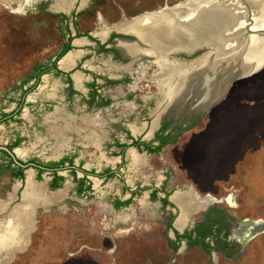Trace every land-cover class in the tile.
<instances>
[{
    "label": "flooded vegetation",
    "instance_id": "1",
    "mask_svg": "<svg viewBox=\"0 0 264 264\" xmlns=\"http://www.w3.org/2000/svg\"><path fill=\"white\" fill-rule=\"evenodd\" d=\"M58 2L60 0H34L30 5L33 13L45 12L50 16L51 26L61 42L40 62L34 58L29 69L9 80L0 94L3 99V106H0V219L21 204L22 192L28 183L47 194L62 192L60 199L41 201L32 207L27 243L20 250L33 236L41 209L50 211L51 206L61 200L79 202L80 198L84 200L91 195L97 212L108 213L112 226L123 224L130 228V224L137 222L135 217L140 211L145 218L161 221L159 232L173 252L182 245L198 247L207 255L216 252L230 256L235 250L240 252L249 240L242 222L252 219L237 217L220 204L223 199H216L208 192L200 195L198 192L203 188H194L197 183L190 176L192 166L202 159L193 156L194 148L201 149L207 127L212 125L214 117L218 118L219 106H215L223 97L202 111L191 108L192 97L176 108L169 107L170 98L161 93L163 82L159 78L158 59L141 50L148 47L133 33L115 29L121 20L103 23L98 10L91 9L93 0H71L64 7H57ZM90 12L92 19L87 23L84 15ZM79 26L87 28L82 31ZM121 42L136 45L137 53H124ZM204 50L197 49L190 54L178 52L168 59L191 65ZM68 53L73 57L62 62ZM164 75L167 78L168 74ZM174 81V77L168 81L170 86ZM46 86L48 88L43 89ZM42 90L50 102L47 103L50 112L44 120L48 129L52 126L49 120L60 112L56 115L62 116L58 123L70 120L72 126L78 127L75 131H67L63 139L68 141L71 134H78L82 140L86 134L93 135L98 140L97 148L106 150L104 163L88 168L82 160L76 161L70 151L58 158L43 160L36 146L34 150L26 146L30 135L20 129L6 134L7 124L18 123L22 118L28 120L26 116L30 115L32 106L36 108L38 93ZM177 97H181V92ZM204 114L208 116L205 127L192 129L198 126ZM83 117L91 118L90 122L83 123ZM29 121L32 124V119ZM184 132H187L186 139L181 140ZM102 152L100 150L101 157ZM131 152L140 157L135 165L131 164ZM153 159L161 164L155 166ZM127 170L131 179L128 178L131 175L125 173ZM177 171L179 174L183 171L190 183H177ZM111 178L119 182L118 186L114 184L102 190ZM170 184L173 187L168 189ZM186 190H192L203 200V206L193 212L200 214L197 221L191 220V213L185 225L178 228L175 222L179 207L171 197L176 191L186 193L182 192ZM104 193L107 199H103ZM195 194H191L192 205L196 202ZM231 197L228 195L224 199L226 204L233 206L234 197ZM133 202L141 210L132 209ZM194 209L198 208L192 206L189 211ZM119 213L127 214L128 218H113ZM202 234H205L204 241L209 249L196 241Z\"/></svg>",
    "mask_w": 264,
    "mask_h": 264
},
{
    "label": "rangeland",
    "instance_id": "2",
    "mask_svg": "<svg viewBox=\"0 0 264 264\" xmlns=\"http://www.w3.org/2000/svg\"><path fill=\"white\" fill-rule=\"evenodd\" d=\"M179 1L183 0H93L91 9L98 10L102 22L109 24ZM16 7V0H0V94L9 80L29 69L34 58L40 62L61 42L48 14L33 13L31 5ZM84 18L90 23L91 12L85 13ZM84 27L79 26V29L83 31L87 26ZM72 57L73 54L68 53L62 62L66 63ZM260 66L235 79L215 106H219L218 118L214 117L212 125L207 127L201 149L194 148L193 156L202 159L192 166L190 174L197 183L193 187L203 188L198 192L200 195L208 192L216 199H223L220 204L231 213L252 220H264V64ZM48 102L42 90L38 93L36 108L32 106L30 115L26 116L28 120L22 118L18 123L7 124L6 134L20 129L30 135L26 146L32 150L36 146L37 154L43 160L58 158L70 151L76 161L82 160L88 168L100 164L106 150L97 148L98 140L93 135L86 134L85 140L79 139L78 134H71L68 141L63 139L67 131H75L78 127L72 126L70 120L58 123L62 116L56 115L60 112L57 111L53 119L47 118L52 124L48 129L44 121L50 112ZM2 103L0 95V106ZM90 119L83 117L82 122L89 123ZM206 119L208 116L204 114L198 126L192 129L204 128ZM186 133L181 140L186 139ZM100 150L103 151L102 157ZM136 157L140 159L138 155ZM152 163L155 166L161 164L158 159H153ZM131 164L137 163L133 161ZM125 173L131 175L128 170ZM177 173V183H190L183 171L182 175ZM114 184L118 186L119 182L111 178L102 190ZM171 187V184L167 186L168 189ZM57 192L62 196L61 191ZM177 192L180 191L171 198ZM182 192L195 194L192 190ZM228 195L234 197L233 206L226 204L224 198ZM107 197L104 193L103 199ZM193 198L196 202L192 206L198 209L191 212L188 207L183 209L177 203L179 216L175 225L178 228L185 225L191 213L202 208L203 200L196 194ZM80 200L65 199L54 203L50 211L41 209L29 243L1 264H264V231L250 238L240 252L235 250L230 256L216 252L207 255L198 247L185 245L173 252L159 232L161 221L145 218L140 211L135 217L137 222L130 224V228L123 224L112 226L108 213L97 212L94 196ZM132 209L141 210L135 202ZM199 215V212L193 213L191 220L197 221ZM181 216L183 220L179 223ZM113 218L125 220L128 215L119 213Z\"/></svg>",
    "mask_w": 264,
    "mask_h": 264
},
{
    "label": "bare ground",
    "instance_id": "3",
    "mask_svg": "<svg viewBox=\"0 0 264 264\" xmlns=\"http://www.w3.org/2000/svg\"><path fill=\"white\" fill-rule=\"evenodd\" d=\"M70 1L60 0L55 5L64 7ZM245 1L246 8L239 6L234 0H187L124 19L115 29L138 36L148 47L141 50L145 54L156 56L159 78L163 82L161 93L170 98L169 107L176 108L192 97L191 108H201L220 93L222 85L226 87L233 77L239 78L254 71L263 59L264 35H249L243 50L238 54L234 53V49L243 41L239 33L249 24L247 7L252 11L251 27L264 28V0ZM16 2V8H21L30 6L34 0ZM121 48L126 54L138 51L136 45L129 43L121 42ZM201 48L211 52L201 54L191 65H185L182 61L177 64V60L167 58L168 52L190 54ZM164 74H168L167 78ZM172 77L176 82L170 86L168 81ZM180 92L181 97H177ZM132 160L136 163L140 159L133 153ZM60 196L58 192L47 194L40 188L27 184L22 192L21 204L14 206L0 219V264L27 243L32 207L41 201H53ZM173 200L183 209H192L190 192H177ZM182 220L181 216L179 223Z\"/></svg>",
    "mask_w": 264,
    "mask_h": 264
},
{
    "label": "water",
    "instance_id": "4",
    "mask_svg": "<svg viewBox=\"0 0 264 264\" xmlns=\"http://www.w3.org/2000/svg\"><path fill=\"white\" fill-rule=\"evenodd\" d=\"M184 1H187V0H183V1H179V2H177V3H181V2H184ZM232 1V0H231ZM234 2H238L237 4L239 5V6H245V8H246V6H247V4H246V1L245 0H234ZM174 5V4H173ZM170 6H172V5H170ZM170 6H163V7H170ZM163 7H161V8H163ZM161 8H159V9H161ZM159 9H157V10H159ZM153 11H156V10H152V11H148V12H153ZM251 13H252V11H251V9L250 8H248L247 7V11H246V17H247V19H248V22H249V24H248V26H245V28L243 29V31L242 32H240L239 33V35L242 37V39H243V41L239 44V46L238 47H236L235 49H234V53H236V54H238V53H240V51L241 50H243V48H244V45H245V41L248 39V36L249 35H259V36H261V35H264V28H252L251 26H252V23H253V18H252V16H251ZM141 14V13H140ZM139 15V14H138ZM137 16V15H136ZM133 17H135V16H133ZM132 18V17H131ZM135 38H137L140 42H142L139 38H138V36H136V35H134V34H132ZM143 43V42H142ZM243 43V44H242ZM145 44V43H144ZM207 53V52H211V50H204L201 54H203V53ZM169 54H168V56H167V58L169 57V56H171L172 54H175V53H178V52H168ZM182 53H185V54H188V53H186V52H182ZM192 53V52H191ZM233 53V54H234ZM208 55V54H207ZM263 59H262V61H261V63H260V67H262L263 66V64H264V56L262 57ZM246 75V74H245ZM245 75H242V76H245ZM235 79H237V78H235V77H233V79H231L230 81H228V84H227V86L225 87L224 85H222V87H221V89H220V93L218 94V95H216L213 99H211V100H209L208 101V103L205 105V106H203V107H201V108H197L198 110H204V109H206V108H208V107H210V106H212L213 104H215L216 102H218L223 96H224V94H225V92L227 91L226 89L231 85V83L235 80ZM200 210V209H199ZM242 226H243V228H246V237H247V239H250V238H252L253 236H255L256 234H258V233H260V232H262V231H264V220H260V219H258V220H245V221H243L242 222Z\"/></svg>",
    "mask_w": 264,
    "mask_h": 264
},
{
    "label": "trees",
    "instance_id": "5",
    "mask_svg": "<svg viewBox=\"0 0 264 264\" xmlns=\"http://www.w3.org/2000/svg\"><path fill=\"white\" fill-rule=\"evenodd\" d=\"M204 237H205V234H202L200 238L196 239V241H199V243H201L205 249H209L207 242L204 241Z\"/></svg>",
    "mask_w": 264,
    "mask_h": 264
}]
</instances>
